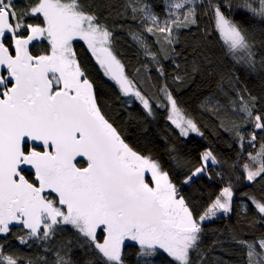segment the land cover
Returning <instances> with one entry per match:
<instances>
[{
  "label": "snow or ice",
  "instance_id": "6c2138e0",
  "mask_svg": "<svg viewBox=\"0 0 264 264\" xmlns=\"http://www.w3.org/2000/svg\"><path fill=\"white\" fill-rule=\"evenodd\" d=\"M100 7L0 0V264H128L129 247L136 264H208L225 241L217 237L205 250L206 223L233 215L227 243L241 264H264V0H121L118 7L105 0L104 19ZM234 9L247 19L235 20ZM201 17L210 24L201 27ZM117 30H127L136 48L131 75L114 47ZM75 42L124 105L138 102L149 116L167 110L185 138L204 132L175 93L198 77L214 81L200 108L229 134L231 163L205 149L189 167L169 148L170 159L188 167L184 185L219 181L202 210L105 116ZM241 70L255 78L253 87ZM256 185L259 195L238 191ZM17 245L39 251L25 255ZM212 264L228 262L213 257Z\"/></svg>",
  "mask_w": 264,
  "mask_h": 264
},
{
  "label": "trees",
  "instance_id": "16d2710c",
  "mask_svg": "<svg viewBox=\"0 0 264 264\" xmlns=\"http://www.w3.org/2000/svg\"><path fill=\"white\" fill-rule=\"evenodd\" d=\"M17 2L20 3L22 0H17ZM86 2L91 3L93 6L100 5L101 18H105L107 13V8L104 7L105 0H86ZM153 2L159 3V0H153ZM111 3L115 7H118L121 0H111ZM235 14L247 16L244 11L234 9L233 15ZM108 22L111 24V19ZM117 23L124 22L117 21ZM128 23L134 22L129 21ZM200 24L201 27H204L210 24V21L207 17H201ZM115 37V50L122 61L128 65V72L131 75L134 67L138 66L135 45L128 35L127 30H117ZM192 38L191 35L182 37L183 40H188L189 42ZM75 47L82 65L89 74L90 79L95 83L99 106L105 116L113 122L125 140L137 151L145 155H151L154 159L159 160L163 168L169 171L171 178L181 193L183 194L187 191L191 197V203L195 204L196 210L198 212L202 210L209 194L211 193L214 196L218 192L221 186L219 181H208L205 178L198 180L191 186L184 185L182 180L188 171V167L177 166L175 161L169 157V148L174 145L178 150L181 163L186 164L190 162L188 164L189 167L198 165L199 153L205 149H212L221 160H228L229 164L231 163L229 157H234L235 153L227 147L226 142L230 139L229 134L218 129L210 113L202 111L200 108L201 100L215 90L214 81L210 78L198 77L194 83L175 93L179 98L181 107L197 122L201 131L204 132L203 137L191 135L185 138L180 136L178 130L168 121L167 110L154 108V116H149L138 102L132 103L130 107L124 105L123 100L126 98L121 97L115 83L104 76L103 71L95 63L94 58L87 52L83 42H75ZM211 47L217 57H222V53L215 39ZM224 67L225 69L230 67L227 60H224ZM240 75L242 80H246L249 87H253L255 83L254 77H246L242 70ZM83 165L84 162L81 161V166ZM221 168L226 173L231 171L226 165H221ZM25 174L31 178L30 174L27 172ZM236 175H239V172L233 174V179H235ZM238 191H248L259 195L260 186H246L239 188ZM237 200H239V196ZM236 220V215H233L230 219L218 218L206 223V234L202 241V246L205 250L211 246L212 241L217 237L225 241L222 246L224 250L217 247L210 253L208 264H212L213 257H220L222 261H227L228 264H241L242 257L239 250L234 245L227 243L228 228L235 226ZM12 243L16 244V241ZM17 247L25 255L34 256L39 251L35 247L32 249H26L21 245H17ZM126 251L128 264H136L135 249L129 247Z\"/></svg>",
  "mask_w": 264,
  "mask_h": 264
},
{
  "label": "rangeland",
  "instance_id": "374dc122",
  "mask_svg": "<svg viewBox=\"0 0 264 264\" xmlns=\"http://www.w3.org/2000/svg\"><path fill=\"white\" fill-rule=\"evenodd\" d=\"M233 18L235 19V20H237V21H241V20H246L247 19V16H245V15H239V14H235V15H233ZM170 122V121H169ZM170 124H171V122H170ZM174 128H175V126L174 125H172ZM177 129V128H176ZM178 130V129H177ZM178 132H179V130H178ZM193 136V135H196V134H194V133H192V134H190L189 136ZM197 136V135H196ZM183 195H185V197L186 198H188L189 199V202L191 203V197L189 196V194H188V192L187 191H185L184 193H183Z\"/></svg>",
  "mask_w": 264,
  "mask_h": 264
},
{
  "label": "water",
  "instance_id": "95a60500",
  "mask_svg": "<svg viewBox=\"0 0 264 264\" xmlns=\"http://www.w3.org/2000/svg\"><path fill=\"white\" fill-rule=\"evenodd\" d=\"M78 159H80V161L84 162L82 158H78ZM84 163H85V162H84ZM26 172H27L28 174H30V175H31V173H30V171H29V170H26Z\"/></svg>",
  "mask_w": 264,
  "mask_h": 264
}]
</instances>
